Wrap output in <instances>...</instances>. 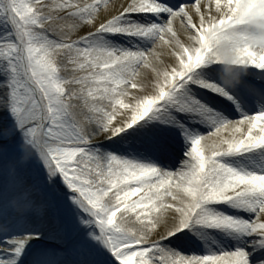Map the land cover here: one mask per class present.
<instances>
[{"label": "snow or ice", "instance_id": "1", "mask_svg": "<svg viewBox=\"0 0 264 264\" xmlns=\"http://www.w3.org/2000/svg\"><path fill=\"white\" fill-rule=\"evenodd\" d=\"M0 264H264V0H0Z\"/></svg>", "mask_w": 264, "mask_h": 264}]
</instances>
